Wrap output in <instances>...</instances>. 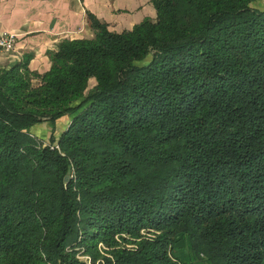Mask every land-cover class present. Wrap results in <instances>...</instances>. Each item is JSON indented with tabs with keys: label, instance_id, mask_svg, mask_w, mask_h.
Instances as JSON below:
<instances>
[{
	"label": "trees",
	"instance_id": "obj_1",
	"mask_svg": "<svg viewBox=\"0 0 264 264\" xmlns=\"http://www.w3.org/2000/svg\"><path fill=\"white\" fill-rule=\"evenodd\" d=\"M156 17L0 68V264H264V8ZM69 116L48 140L30 128Z\"/></svg>",
	"mask_w": 264,
	"mask_h": 264
},
{
	"label": "crops",
	"instance_id": "obj_2",
	"mask_svg": "<svg viewBox=\"0 0 264 264\" xmlns=\"http://www.w3.org/2000/svg\"><path fill=\"white\" fill-rule=\"evenodd\" d=\"M89 14L107 22L110 30L122 32L146 17H156V9L152 0H0V31L17 34L15 48L0 54V68L10 67L30 55V69L47 72L61 40L94 35ZM60 120L65 126L58 136L67 127L70 117L58 119L57 127ZM55 124L44 121L32 126L30 131L48 140ZM186 255L182 261L195 264L190 261L188 250Z\"/></svg>",
	"mask_w": 264,
	"mask_h": 264
},
{
	"label": "rangeland",
	"instance_id": "obj_3",
	"mask_svg": "<svg viewBox=\"0 0 264 264\" xmlns=\"http://www.w3.org/2000/svg\"><path fill=\"white\" fill-rule=\"evenodd\" d=\"M254 4H255V6H257L259 8H264V0H257ZM56 122L58 123V121H56ZM61 122L62 121L60 120L58 127H57L58 124L57 123L55 124V129H54V132L52 134L55 137H58V134L61 131L60 129H62L65 126V125H61L62 124ZM177 238H178V241L176 243L174 254L182 260V258H186V256H187L186 253L188 250V241H187V239H185L181 235H179ZM194 263L195 264H206L205 262H194Z\"/></svg>",
	"mask_w": 264,
	"mask_h": 264
},
{
	"label": "built area",
	"instance_id": "obj_4",
	"mask_svg": "<svg viewBox=\"0 0 264 264\" xmlns=\"http://www.w3.org/2000/svg\"><path fill=\"white\" fill-rule=\"evenodd\" d=\"M17 34L12 31H0V54L9 52L15 48Z\"/></svg>",
	"mask_w": 264,
	"mask_h": 264
}]
</instances>
